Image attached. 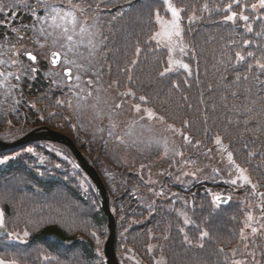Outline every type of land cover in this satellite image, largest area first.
I'll use <instances>...</instances> for the list:
<instances>
[{"label": "rangeland", "instance_id": "obj_1", "mask_svg": "<svg viewBox=\"0 0 264 264\" xmlns=\"http://www.w3.org/2000/svg\"><path fill=\"white\" fill-rule=\"evenodd\" d=\"M45 2L68 10L66 6L69 0ZM130 2L71 0V3L83 9L76 13L77 20L72 23L69 18L61 19L54 13H50L43 22L37 21L34 11L38 15H45L43 5L37 0H0V17L10 20L5 22L0 19L7 33L0 38V139L13 142L30 131L46 127L62 132L75 142L102 178L108 193L110 210L115 219V254L119 264H182L184 259L167 253L166 246L174 231L178 230L186 248L200 252L214 240L212 235L216 229L212 233L210 227L217 224H220L218 228L224 227L223 230L218 229L220 235L227 231V237L216 243L221 245V256L226 264H264V197L260 195L264 193V169L260 168L264 162V123L261 119L252 120L254 124L245 129L240 128L239 120V128L236 129L230 116H226V109L222 114H214L211 119L201 117V123L198 121L193 125L192 120H186L188 125L178 126L157 113L151 101L130 86L135 68L132 61L140 60L148 39L144 38L146 42L140 43L141 55L136 53L135 47L134 58L126 67L123 65L118 70L112 68L110 63V56L127 54L128 46H120L113 28L119 12ZM169 2L176 7L172 0ZM21 9L27 14L31 13L33 21L19 26L15 22L20 20L17 13ZM193 13L186 19L180 13L186 54L180 52L179 46L172 54L174 59L189 65L191 74L182 68L167 74H193L194 67L189 63L191 52L184 38L186 22L192 16L197 17ZM152 20L155 25L152 35L162 32L172 20L165 0H160V5L156 4ZM82 26L85 28L83 33ZM65 30L73 36L71 43L75 45V55L69 53L67 58L74 59L77 64L83 65L82 68L63 63V53L68 46L64 39ZM142 38L138 35L137 39L140 41ZM89 40L95 47L89 45ZM151 41L155 44L154 54L159 53L158 67L162 72L167 67V39L161 36ZM23 51H31L37 60L30 61L20 54ZM54 51L62 54L57 66L50 63V54ZM117 57L122 65L125 60L122 62L123 58ZM156 59H159L157 54ZM13 61L18 62L14 64ZM32 67L38 69L34 74L30 71ZM66 67L72 68L71 81L64 75ZM142 69H138L139 76L144 74ZM38 74L46 81V88L29 96L24 87H28ZM77 75L80 76L79 80L75 79ZM17 76L20 78L17 79ZM117 77L123 80L118 78V82ZM89 80L92 84L88 83ZM129 91L133 95H123ZM140 96L146 100L140 101ZM58 100L63 103L58 105ZM137 104L140 105L139 111L135 108ZM220 107L223 109L225 106ZM145 109L152 110L154 115L149 117ZM159 117H163V120ZM169 125H172L171 129ZM184 135L189 137V141L184 140ZM217 137L221 140L220 145L216 143ZM36 144L12 153H0V158L5 155L17 156L25 159L34 171L59 174L79 191L84 203L65 189H55L49 196L45 194L37 198V189H33L37 192L25 194L21 188L17 190L13 187L15 190L12 193L0 196V210L5 213L6 230L18 233L29 243L39 225L62 221L74 237L88 238L93 242L96 256L88 261L90 264H107L104 254L110 234L107 218L106 223L96 220L101 210V194L76 160L73 161L68 148L53 142ZM29 147L33 148V153L26 151ZM254 151H259L263 157L248 155L254 154ZM228 152L233 153L236 164L247 170L245 174L250 184L240 180L236 184L231 183L239 174L228 161ZM253 184L257 186L255 189L252 188ZM50 196L55 197L53 201ZM216 196L227 197V203L219 204L214 200ZM126 212L138 217L127 220ZM163 213L171 215L175 224L167 231L166 227L158 231L154 227L165 218L152 214ZM249 215L251 220H248ZM185 218L190 223L185 224ZM143 226H150L151 230L143 231ZM126 228L131 230L126 232ZM252 228L257 231L253 233ZM24 231H28L29 236L23 237ZM204 231L208 232V236L201 238ZM0 237L6 254L5 259L2 258L5 264H29L15 261L9 254V251L14 252L12 248L16 244H23L9 240L7 235ZM41 252V264L51 260L44 259L45 256L51 257L44 248ZM38 256L39 253H36L35 257Z\"/></svg>", "mask_w": 264, "mask_h": 264}, {"label": "trees", "instance_id": "obj_2", "mask_svg": "<svg viewBox=\"0 0 264 264\" xmlns=\"http://www.w3.org/2000/svg\"><path fill=\"white\" fill-rule=\"evenodd\" d=\"M172 1L176 7L182 9L181 12L185 19L193 12L198 18L191 23L186 22L184 26V38L191 52L189 63L191 67H194V69L192 68L193 74L188 76L178 72L160 76L161 69L158 67L160 66V56L156 52L159 57L156 59L155 44L150 40L155 30L152 14L156 4L160 5V0H131L119 12L114 22L113 33L116 35V39L118 38L120 46L126 45L128 50L127 54L123 55L125 58L118 56L123 58L122 62L125 60L122 65L115 58L117 55L110 56L112 68L121 70V66L126 67L130 64L135 55V47L141 46L140 43H145V39H148L147 45L143 49L144 53L133 68L130 86L136 93L139 92L151 101L157 113L178 126L185 125L186 120H192L193 125L198 121L201 123V117L205 120L211 119L214 114H222L226 109H228L226 116L228 118L230 116L236 129L239 128V120L241 121L240 128L245 129L250 128L251 124H254V121H258V119L264 123V70L256 66L258 60L264 63V7L259 6L258 0ZM253 4H256L257 7L253 8ZM204 5H207V8ZM24 11V9L18 10L17 16H20V20H16L15 23L19 26L33 21L31 13L27 14ZM233 12L237 13L235 20L225 21L224 17ZM0 15L2 14L0 13ZM241 15L247 16L249 19L244 21L240 19ZM0 19H4L5 22L10 21L2 16ZM248 26H251V31L248 30ZM6 34L3 25L0 24V38H4ZM138 35L140 38L143 37L142 40L137 39ZM244 41H249V43L245 45ZM236 52L244 55L245 60L237 61ZM248 52H252L253 56L249 57ZM141 63H143L142 66ZM248 65H252L251 69ZM139 67L143 68V76L138 75ZM238 75L241 77L240 80L236 79ZM245 77L247 78L245 79ZM118 78L123 80L122 77H117L118 82ZM24 88V91L27 89L26 92L29 96L32 93L38 94L40 90L46 88V81L38 74V77ZM223 105L225 107L222 109L220 106ZM255 154V157H263L259 151H254L253 156ZM25 161V159L14 156L8 164L0 168V190L2 192L12 193V190L21 188L27 194L37 192L33 190L37 189L39 190L36 195L38 198L45 194L46 197L49 196L56 191L55 189H65L76 200L84 203L83 197L71 182L63 179L59 174H43L34 171ZM261 164L260 168L264 169V162ZM22 176H25V178L23 177L24 183L19 182V177ZM54 198L50 196L51 201ZM211 204L213 205V203ZM2 206L6 208L3 204ZM99 212L96 215V220L106 223L105 215L101 210ZM126 215H128L127 220L138 217V215H132L129 212H126ZM152 215L165 218L154 227L158 231H162L164 227H166V231L174 227L175 219L171 215L166 213ZM219 225L210 227L212 233L216 229V233L211 234L214 240L210 244L207 243L200 252L186 248L182 244L178 230H175L173 236L176 238L169 237L166 246L167 253L175 255L177 259H184L182 264H226L221 256V245L216 243L227 237V231L220 235L218 232L224 227L218 228ZM39 227L32 233L29 243L16 244L12 248L14 252L9 251L13 260L41 264L42 248L51 257H55L44 264H80L82 260L91 261L95 258L93 242L88 238L74 237L70 228L62 221H57L55 224L39 225ZM142 228L143 231L151 230L150 226ZM6 229L8 230L7 227ZM130 230L126 228V232ZM0 238L2 239V237ZM65 241H71V246L62 243ZM3 251L4 246L0 242V259H5L6 254ZM36 253H39L38 257H35Z\"/></svg>", "mask_w": 264, "mask_h": 264}, {"label": "snow or ice", "instance_id": "obj_3", "mask_svg": "<svg viewBox=\"0 0 264 264\" xmlns=\"http://www.w3.org/2000/svg\"><path fill=\"white\" fill-rule=\"evenodd\" d=\"M37 2L39 4L43 5V11L45 13V15L41 16V15H38L35 11L33 12V15H34L35 19L37 21H39V22L45 21L48 18V15L50 13H54L55 15L59 16L61 19L69 18L72 21V23H75L76 20H77L76 13L78 11H83V9L79 8V5L71 3V0H69V4L66 6L68 10H64V8H59V7L53 6L52 4H48V3L45 2V0H37ZM165 3L168 4V8H169V10L171 12L172 20L166 24V26L164 27V30L162 32H156L150 38L151 40H157L158 37L163 36V37H166L167 42H168L167 67H165L164 70L162 72H160V76L163 77L167 73L174 71V69H176V68H182L185 71H187L189 73V75H190L191 72H190V69H189V65L187 63H184L182 60L174 59L173 55H172L173 52L175 51V48L177 46H179L180 52L182 54H186L185 48L187 46L184 45V43H183V38H182L183 37V29L181 28V25H180V20H181L180 13H181L182 9H178L175 6H173L169 2V0H165ZM258 3H259V6L264 7V0H258ZM204 7L207 8V5H204ZM228 7L230 8L231 6L229 5ZM252 7L256 8L257 5L253 4ZM236 16H237V13L233 12L231 15L225 16L224 20L225 21H233V20H235ZM113 19H115V17ZM195 19H198V18L195 17V16H192V17L189 18V22L191 23ZM240 19H242L244 21H247L249 19V17L241 15ZM158 22H160L159 21V17H158ZM248 30L251 31V26H248ZM13 31H15V30H13ZM40 31H41V34H43V31H44L43 28H41ZM84 31H85V28L82 26L81 27V33H83ZM49 35H51V33H49ZM174 38H175V43H173ZM64 39L68 42V46H67V50L63 53V57H64L63 63L66 64V65H72V66L76 67L77 69L82 68L83 65L77 64L74 59H68L67 58L69 53H72L73 55H75V51H74L75 45H73L71 43L73 41V36L72 35H68L67 34V30H65V32H64ZM55 43H56V41L53 40V44H55ZM248 43H249V41H244L245 45H247ZM89 45L92 46V47H95V45L93 44V42L91 40H89ZM140 52H141V49L139 47H137L136 48V53L139 54ZM20 54L27 56L30 61L34 62V61L37 60V57L35 55H33L31 51H23ZM247 55L249 57H252L253 53L252 52H248ZM61 56H62L61 52H56V51L51 52V54H50V62H51V64L52 65H56L58 63V61L61 60ZM235 56H236L237 61H244L245 60V56L242 55L240 52H236ZM17 62L18 61H13L14 64L17 63ZM136 63H137L136 60L132 61L133 65H135ZM256 66L259 69L264 70V63H261L259 60L256 62ZM248 67H249V69H251L252 65H248ZM30 71H31V73L34 74V73H36L38 71V69H36L35 67H32L30 69ZM71 73H72V68L66 67L64 69V75L68 78L69 81H71L73 79ZM9 75H11V73ZM19 78L20 77L17 76V79H19ZM246 78L247 77H245V79ZM75 79L79 80L80 76L77 75L75 77ZM129 79L131 80V77H129ZM236 79L240 80L241 77L238 75L236 77ZM53 83H55V81H53ZM88 83L92 84V81L89 80ZM123 95H126V96L127 95H133V93L131 91H129L127 93H124ZM185 99H187V98L185 97ZM139 100L140 101H145L146 98L144 96H140ZM62 103H63V101H60V100L57 101L58 105L62 104ZM117 107H120V105H117ZM135 108H136L137 111H139L140 110V105L139 104L135 105ZM145 111L147 112L149 117H152L154 115V113L150 109H145ZM159 119L163 120V117H159ZM184 123H185V125H187L188 121H185ZM168 127L171 129L172 125H169ZM109 134H111V133H109ZM184 140L185 141H189V137L187 135H184ZM198 143H199V141H197V144ZM216 143L218 145L221 144V140H220L219 137L216 138ZM26 151L28 153H33V148L29 147V148L26 149ZM178 154H180V153H178ZM248 155L252 156L253 153H248ZM12 159H13V157L5 155L2 158H0V165L8 164ZM227 159L230 162V164L235 167L236 172L239 174L236 179H233L231 181V183L232 184H236L237 180H240V181H243L246 184H250L251 181H250L249 177L245 174L247 170L242 168V167H240L238 164L235 163V161L233 159V153L232 152H228L227 153ZM56 167H59V165H56ZM185 175H187V173H185ZM19 182L24 183L25 182L24 178L23 177H19ZM256 187L257 186L255 184L252 185L253 189H255ZM160 194H162V193H160ZM6 195H7V193L0 192V196H6ZM260 195L262 197H264V193H260ZM214 200L215 201H220L221 197L216 196V197H214ZM251 219H252V217H251V215H249L248 216V220H251ZM184 223L188 224V223H190V221L187 218H185ZM0 230H4V234L7 235L9 240L17 241L20 244L28 243V241L24 240L18 233L14 234V233L8 232L6 230L5 213L2 210H0ZM181 231H183V229H181ZM256 231H257L256 228H252V232L253 233H255ZM92 234L95 235V233H92ZM27 236H29V232L28 231H24L23 232V237H27ZM207 236H208V232H206V231L201 232V238H204V237H207ZM243 236H244V233H243V230H241V237L243 238ZM186 239H187V237H186ZM62 243L67 245V246H71L72 242L71 241H65V242H62ZM149 250H151V246L149 247ZM44 259L45 260L55 259V257H47V256H45ZM0 264H5V261L0 259ZM80 264H90V262L82 260V261H80ZM237 264H239V262H237Z\"/></svg>", "mask_w": 264, "mask_h": 264}, {"label": "water", "instance_id": "obj_4", "mask_svg": "<svg viewBox=\"0 0 264 264\" xmlns=\"http://www.w3.org/2000/svg\"><path fill=\"white\" fill-rule=\"evenodd\" d=\"M58 63L56 65H58ZM36 141H51V142L59 143V144L66 146L71 151L72 155L76 159V162L80 166V168L83 169V171L87 174L90 180L94 183L96 190L102 196L101 208H102L104 215L107 218L108 229L110 231V234L108 236V239L105 243V248H104V254L107 258L106 263L107 264H119L116 258V254H115V219L110 210L109 196L106 191L104 182L102 181L96 169L85 158V156L78 149V147L76 146V144L73 142L71 138H69L68 136L60 132L51 130L46 127L38 128L33 131H30L28 134L24 135L23 137L13 142H5V141L0 140V151L4 152L6 150H15V149L24 147ZM227 201H228L227 197H222L221 200L217 202L221 205H224L227 203ZM2 233H4V230H2Z\"/></svg>", "mask_w": 264, "mask_h": 264}, {"label": "bare ground", "instance_id": "obj_5", "mask_svg": "<svg viewBox=\"0 0 264 264\" xmlns=\"http://www.w3.org/2000/svg\"><path fill=\"white\" fill-rule=\"evenodd\" d=\"M13 152V150H6V151H4V152H1L0 151V153H12Z\"/></svg>", "mask_w": 264, "mask_h": 264}]
</instances>
